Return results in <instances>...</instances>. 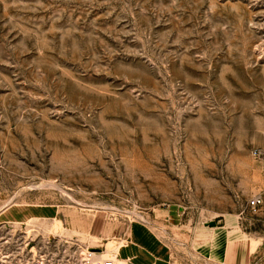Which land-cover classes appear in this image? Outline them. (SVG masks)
<instances>
[{"label":"rangeland","instance_id":"1","mask_svg":"<svg viewBox=\"0 0 264 264\" xmlns=\"http://www.w3.org/2000/svg\"><path fill=\"white\" fill-rule=\"evenodd\" d=\"M254 147L264 0H0V264H264Z\"/></svg>","mask_w":264,"mask_h":264},{"label":"crops","instance_id":"2","mask_svg":"<svg viewBox=\"0 0 264 264\" xmlns=\"http://www.w3.org/2000/svg\"><path fill=\"white\" fill-rule=\"evenodd\" d=\"M127 242L118 249L121 258L127 259L130 255H141L143 261L150 264H168L169 253L163 243L149 228L139 223H131L127 234Z\"/></svg>","mask_w":264,"mask_h":264},{"label":"built area","instance_id":"3","mask_svg":"<svg viewBox=\"0 0 264 264\" xmlns=\"http://www.w3.org/2000/svg\"><path fill=\"white\" fill-rule=\"evenodd\" d=\"M251 153L264 161V151L260 148L254 147L251 149ZM262 199L260 195H256L247 199V205L255 209ZM73 264H114L113 259L110 257H102L99 251L92 247L76 248L72 251ZM172 264V263H168Z\"/></svg>","mask_w":264,"mask_h":264},{"label":"water","instance_id":"4","mask_svg":"<svg viewBox=\"0 0 264 264\" xmlns=\"http://www.w3.org/2000/svg\"><path fill=\"white\" fill-rule=\"evenodd\" d=\"M210 224H214V222H213V221H211V222H210Z\"/></svg>","mask_w":264,"mask_h":264}]
</instances>
